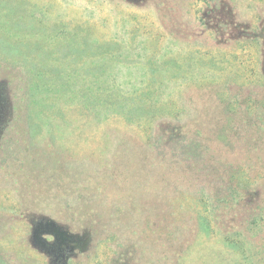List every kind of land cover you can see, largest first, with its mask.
<instances>
[{
	"label": "rangeland",
	"instance_id": "rangeland-1",
	"mask_svg": "<svg viewBox=\"0 0 264 264\" xmlns=\"http://www.w3.org/2000/svg\"><path fill=\"white\" fill-rule=\"evenodd\" d=\"M0 111V264H264V0H0ZM195 119L257 125L226 205L159 180Z\"/></svg>",
	"mask_w": 264,
	"mask_h": 264
},
{
	"label": "trees",
	"instance_id": "trees-1",
	"mask_svg": "<svg viewBox=\"0 0 264 264\" xmlns=\"http://www.w3.org/2000/svg\"><path fill=\"white\" fill-rule=\"evenodd\" d=\"M187 125L179 123V127L170 132L169 140H166V143L162 141L159 145V155L156 157L159 164L155 165L157 172H163L159 180L166 179L167 193H174L180 187H194L200 188L197 194H200L201 198L204 197L202 194L216 198L215 186L225 189L228 183L223 190L225 196L218 199V202L226 205L229 198H235L236 192L234 191V195L230 191V188H233L230 184L233 178L229 175L228 181L225 179L224 164L230 163L232 154L258 147L252 134L253 126L257 130V125L251 119H195ZM224 179L226 181L223 185H218L222 184ZM243 196L244 194L242 199ZM213 212L214 208L211 213ZM174 240L176 242L171 244V251L177 256L179 250L189 244V235L181 232Z\"/></svg>",
	"mask_w": 264,
	"mask_h": 264
},
{
	"label": "water",
	"instance_id": "water-1",
	"mask_svg": "<svg viewBox=\"0 0 264 264\" xmlns=\"http://www.w3.org/2000/svg\"><path fill=\"white\" fill-rule=\"evenodd\" d=\"M42 232L53 234L57 242L63 241L67 236H70L54 220L51 219H38L34 223L32 235L33 239H36V237H38V234Z\"/></svg>",
	"mask_w": 264,
	"mask_h": 264
},
{
	"label": "flooded vegetation",
	"instance_id": "flooded-vegetation-1",
	"mask_svg": "<svg viewBox=\"0 0 264 264\" xmlns=\"http://www.w3.org/2000/svg\"><path fill=\"white\" fill-rule=\"evenodd\" d=\"M0 116H1V111H0ZM48 237H51V236H48ZM66 238H69V239H66V241L64 243L60 244L59 246H57V245L51 246L48 243L45 244L47 249L49 250L50 254L52 255V259L55 262V264L62 263L67 256V252H68L69 246L71 244L70 241L72 240V237L67 236ZM45 242H47V241H45Z\"/></svg>",
	"mask_w": 264,
	"mask_h": 264
}]
</instances>
